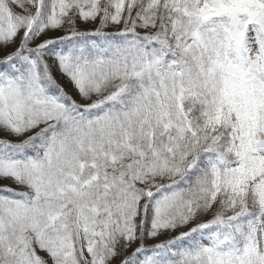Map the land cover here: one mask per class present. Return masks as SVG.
<instances>
[{"label":"snow or ice","instance_id":"6c2138e0","mask_svg":"<svg viewBox=\"0 0 264 264\" xmlns=\"http://www.w3.org/2000/svg\"><path fill=\"white\" fill-rule=\"evenodd\" d=\"M0 264H264V0H0Z\"/></svg>","mask_w":264,"mask_h":264},{"label":"rangeland","instance_id":"374dc122","mask_svg":"<svg viewBox=\"0 0 264 264\" xmlns=\"http://www.w3.org/2000/svg\"><path fill=\"white\" fill-rule=\"evenodd\" d=\"M88 26H90V27H91V25H81V27H88Z\"/></svg>","mask_w":264,"mask_h":264},{"label":"trees","instance_id":"16d2710c","mask_svg":"<svg viewBox=\"0 0 264 264\" xmlns=\"http://www.w3.org/2000/svg\"><path fill=\"white\" fill-rule=\"evenodd\" d=\"M88 27H90V26H88Z\"/></svg>","mask_w":264,"mask_h":264}]
</instances>
